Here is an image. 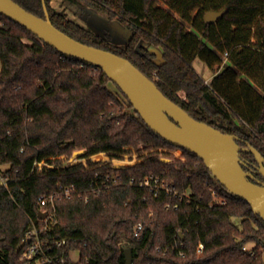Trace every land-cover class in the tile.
Listing matches in <instances>:
<instances>
[{
	"label": "trees",
	"instance_id": "16d2710c",
	"mask_svg": "<svg viewBox=\"0 0 264 264\" xmlns=\"http://www.w3.org/2000/svg\"><path fill=\"white\" fill-rule=\"evenodd\" d=\"M14 1L42 18L46 5L58 29L128 59L191 117L264 157V0H161L168 10L160 0H65L129 28L121 46L57 11L53 0ZM150 47L162 49V61ZM197 59L223 68L206 82L193 66ZM240 74L247 79L239 81ZM142 146L149 154L129 167L89 158L120 159ZM80 149L89 168L64 167L61 157ZM166 149L180 148L146 124L103 69L65 56L0 13V165L13 180L0 187V264H24L23 240L40 218L39 198L53 192L56 212L44 239L66 240L60 252L79 251L83 264H127L126 248L133 264H264V219L200 157L181 149L166 162L161 154L173 156ZM43 161L53 167L39 171L35 163ZM241 161L255 183L264 180L253 153L242 150ZM109 173L121 181L106 188ZM151 175L179 195L141 186ZM60 185L77 191L67 198Z\"/></svg>",
	"mask_w": 264,
	"mask_h": 264
},
{
	"label": "water",
	"instance_id": "95a60500",
	"mask_svg": "<svg viewBox=\"0 0 264 264\" xmlns=\"http://www.w3.org/2000/svg\"><path fill=\"white\" fill-rule=\"evenodd\" d=\"M44 9L46 17L42 18L27 11L14 0H0L2 15L22 25L65 56L103 69L155 133L180 149H186L200 157L224 187L249 203L253 211L264 219V184L255 183L253 174L244 169L241 161L242 150L253 153L259 163V172L264 176V157L256 148H243L239 145L237 136L194 119L166 97L155 82L128 59L74 39L53 24L46 5ZM224 13L225 10L211 11L205 19L212 23ZM155 54L162 59V55ZM86 154V149L77 150L72 159L84 158ZM46 216L47 213H40V218ZM125 255L127 264H133L132 249L126 248Z\"/></svg>",
	"mask_w": 264,
	"mask_h": 264
},
{
	"label": "built area",
	"instance_id": "2783aa9c",
	"mask_svg": "<svg viewBox=\"0 0 264 264\" xmlns=\"http://www.w3.org/2000/svg\"><path fill=\"white\" fill-rule=\"evenodd\" d=\"M90 159L93 156L89 157ZM87 158V159H89ZM101 162V161H97ZM3 166L0 165V187L9 189L10 184L13 180L8 176V170H3ZM86 168L88 164H85ZM115 168L114 165H112ZM35 167L41 171L44 167H53L46 164V161L43 162H36ZM121 181L120 174H112L109 173L104 182L103 187H111L114 185H118ZM141 186L151 188L156 194L160 192H166L168 195H174L177 197L179 195V191L176 189L175 186H171L169 183L162 181L159 177H155L153 175L146 177L144 180L141 181ZM62 189V195L67 198H70L73 193L77 190L75 187H66ZM58 196V192H53L49 195H42L39 198L41 210L40 213H47L45 218H39L38 221H33L32 228L27 232L23 244L24 248L21 255V261L24 264H83L79 261V263H75L71 259V253L69 256L65 254V252H60V249L65 246L66 240L59 241V240H46L44 239V234L49 230L51 222L54 220L56 208H55V199ZM184 196L189 198V195H181L180 199ZM221 204H225L224 201ZM170 207V204L167 206ZM143 229V225L139 224L135 228V236L139 237L141 231ZM245 250H249L248 247H244ZM87 264V263H86Z\"/></svg>",
	"mask_w": 264,
	"mask_h": 264
},
{
	"label": "rangeland",
	"instance_id": "374dc122",
	"mask_svg": "<svg viewBox=\"0 0 264 264\" xmlns=\"http://www.w3.org/2000/svg\"><path fill=\"white\" fill-rule=\"evenodd\" d=\"M52 5L55 7L57 11L64 12L67 14L68 18L79 23H83L84 25H89L92 29H94L95 33L102 36V37H107L110 36L111 42L114 43L115 45L121 46L124 45L131 36V30L127 28L126 26L122 25L119 23L117 20H110L107 18V15L99 12L95 9H92L94 12H89L87 14L84 12L83 9L78 8L77 6L73 5L72 3L65 1V0H53ZM158 5L162 7L163 9L168 10V6L163 2V1H158ZM96 13V14H94ZM172 15L176 18H179L178 14L171 11ZM98 14V15H97ZM86 18V19H85ZM88 20V21H86ZM190 29V25H187ZM152 50H156L160 56L162 55V49L157 48V47H150ZM158 57V56H157ZM226 59V58H225ZM157 60L160 62L162 61L161 58H157ZM226 61V60H225ZM194 68L196 71L203 77V79H209V76L213 74H217L218 71H220L223 67H216L214 70L210 69L206 64H204L203 61L197 59L194 64ZM247 79L245 74H240L239 81ZM210 82V81H209ZM257 91L261 93L260 89L257 88ZM183 97H185L184 93H181ZM143 146L141 149V152L137 150H133L131 153H126L122 156L120 159H112L108 153H103L106 158H101L98 159V156H94V158H91L92 161H101L102 163H112V165L120 167H129L136 165L140 161H142L141 157L144 155H148L150 151L143 150ZM77 151V150H75ZM74 151V152H75ZM165 153H170L173 156L166 155V154H161L162 158L166 162H171L172 157H181L182 156V150L181 149H175V150H163ZM74 154V153H73ZM73 155L69 158L66 156H62L61 159L63 160V165L64 167H68L77 163H84L87 164L88 159L87 158H81L77 160L72 159ZM128 161L133 162V164L130 165H125L128 164ZM49 166H51L48 162H46ZM52 168V167H51ZM3 170H8L9 166L5 165L2 168ZM249 249H251L252 245H247ZM71 259L75 263H79L80 261V252L79 251H72L71 253Z\"/></svg>",
	"mask_w": 264,
	"mask_h": 264
},
{
	"label": "crops",
	"instance_id": "0c3cea01",
	"mask_svg": "<svg viewBox=\"0 0 264 264\" xmlns=\"http://www.w3.org/2000/svg\"><path fill=\"white\" fill-rule=\"evenodd\" d=\"M52 7H54L53 5H52ZM55 8V7H54ZM84 12H86L87 14H89V12H94V11H92V8H87V9H84ZM94 14H96V13H94ZM98 15V14H97ZM86 19V18H85ZM86 21H88V20H86ZM78 24H80V25H82V26H84L85 28H87V29H89V30H92L93 32H95L94 31V29H92L89 25H86L87 24V22H86V24L84 25L83 23H79L78 22ZM150 50H152V49H150ZM154 53H158L156 50H152ZM205 64V63H204ZM207 66V65H206ZM215 76V74H213V75H211V76H209V79H204L206 82H209V81H211V79L213 78Z\"/></svg>",
	"mask_w": 264,
	"mask_h": 264
},
{
	"label": "flooded vegetation",
	"instance_id": "af4514ba",
	"mask_svg": "<svg viewBox=\"0 0 264 264\" xmlns=\"http://www.w3.org/2000/svg\"><path fill=\"white\" fill-rule=\"evenodd\" d=\"M259 168V167H258ZM255 172H259V170H255ZM250 173V172H249ZM260 173V172H259ZM261 174V173H260ZM258 183L259 184H264V180L263 179H258Z\"/></svg>",
	"mask_w": 264,
	"mask_h": 264
}]
</instances>
